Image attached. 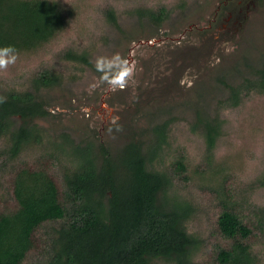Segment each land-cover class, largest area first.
<instances>
[{
	"label": "rangeland",
	"instance_id": "rangeland-1",
	"mask_svg": "<svg viewBox=\"0 0 264 264\" xmlns=\"http://www.w3.org/2000/svg\"><path fill=\"white\" fill-rule=\"evenodd\" d=\"M60 1L70 11L64 27L38 49L18 52L15 65L0 71V87H25L39 67L61 72L60 82L39 90L47 113L33 121L54 135L66 132L76 140L104 143L111 151L129 140L147 141L153 123L173 116L172 135L179 149L183 147L187 176L177 177L175 183L180 194L197 207L188 229L202 239L193 263L216 264L215 246L230 243L217 226L224 201L229 199L235 201L236 210L252 230L247 240L257 264H264V231L258 228L261 214L255 211L256 206L264 205V186L257 180L264 171V94H252L239 107L222 113L229 136L210 163L201 154V142L188 128L197 105L210 107L222 93L223 80L250 73L264 56V0ZM110 4L115 6L116 24L102 19V9ZM157 5L173 8L158 27L129 11ZM66 47L87 49L90 64L59 59L57 53ZM114 53L134 69L124 90L99 83L101 74L94 67L98 56ZM113 117L119 118L122 131L114 130ZM31 148L16 164H42L57 174L53 171L56 165L51 170L48 159L38 155L36 146ZM177 154L165 165L171 166ZM12 184L13 172L5 164L0 170V212L15 207ZM218 185L224 194L218 193ZM48 233L46 225L34 231V247L21 264H40ZM155 264L173 263L161 259Z\"/></svg>",
	"mask_w": 264,
	"mask_h": 264
},
{
	"label": "trees",
	"instance_id": "trees-1",
	"mask_svg": "<svg viewBox=\"0 0 264 264\" xmlns=\"http://www.w3.org/2000/svg\"><path fill=\"white\" fill-rule=\"evenodd\" d=\"M172 10L157 5L129 11L158 27ZM69 15L60 0H0V47L12 45L18 52L38 49L64 27ZM102 15L105 22L116 24L113 4L106 5ZM88 54L85 48L66 47L57 57L90 64ZM61 77L52 67H39L25 87H0V97L6 98L0 103V170L9 164L15 198L12 210L0 212V264H21L34 247V231L42 225L49 233L40 264H155L161 259L194 264L202 239L188 229L197 207L175 183L177 177L187 179L183 147L179 149L172 135L175 118L153 123L147 141L129 140L117 151L101 142L76 140L66 132L54 135L33 119L47 113L39 90ZM235 79L222 81L223 91L210 107L197 105L188 126L209 163L229 136L222 113L239 107L252 94H264V56L250 73ZM34 146L51 170L56 165L53 171L59 181L42 164H16ZM174 152L178 154L171 166L165 165ZM257 180L264 186V171ZM217 188L224 194L221 186ZM236 206L225 200L217 217L218 229L230 243L215 246V263L257 264L247 240L252 230ZM255 211L261 214L257 226L262 233L264 205Z\"/></svg>",
	"mask_w": 264,
	"mask_h": 264
},
{
	"label": "clouds",
	"instance_id": "clouds-1",
	"mask_svg": "<svg viewBox=\"0 0 264 264\" xmlns=\"http://www.w3.org/2000/svg\"><path fill=\"white\" fill-rule=\"evenodd\" d=\"M18 57V50L14 46L0 47V71L7 72L10 66L15 65ZM94 67L101 74L99 83L107 84L111 90H124L134 77V69L130 66L129 61L119 53H114L111 56H98L94 62ZM90 87L94 89L95 85ZM5 100L6 98L0 97V103H4ZM118 119V117H113L111 120L114 130L117 132L122 131ZM108 132L112 133L113 127H110Z\"/></svg>",
	"mask_w": 264,
	"mask_h": 264
}]
</instances>
